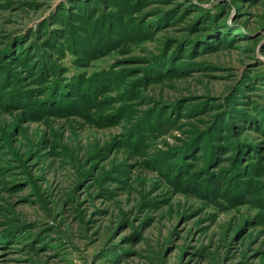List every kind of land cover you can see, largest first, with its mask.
Returning a JSON list of instances; mask_svg holds the SVG:
<instances>
[{"label": "rangeland", "instance_id": "obj_1", "mask_svg": "<svg viewBox=\"0 0 264 264\" xmlns=\"http://www.w3.org/2000/svg\"><path fill=\"white\" fill-rule=\"evenodd\" d=\"M0 264H264V0H0Z\"/></svg>", "mask_w": 264, "mask_h": 264}, {"label": "trees", "instance_id": "obj_2", "mask_svg": "<svg viewBox=\"0 0 264 264\" xmlns=\"http://www.w3.org/2000/svg\"><path fill=\"white\" fill-rule=\"evenodd\" d=\"M217 181V180H216ZM218 182H220V181H218ZM219 185H221V184H219Z\"/></svg>", "mask_w": 264, "mask_h": 264}]
</instances>
